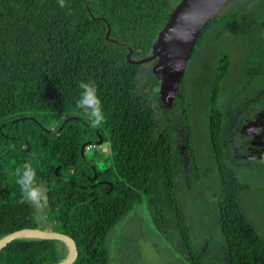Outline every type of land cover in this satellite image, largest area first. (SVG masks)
<instances>
[{"label": "trees", "instance_id": "obj_1", "mask_svg": "<svg viewBox=\"0 0 264 264\" xmlns=\"http://www.w3.org/2000/svg\"><path fill=\"white\" fill-rule=\"evenodd\" d=\"M235 1L199 35L193 65L188 63L162 120L140 81L146 61L133 63L127 54L132 49L134 59L151 55L176 7L171 0H65L64 8L57 0H0V239L26 227L43 228L45 220L50 229L75 240L74 264H110L109 232L146 201L156 229L190 264H264V236L243 201L251 186L239 177L240 161L226 151L224 112L217 107L222 90L236 82L232 56L237 54L239 64L245 61L248 68L237 82L258 57L264 58V38L249 41L244 57L243 47L240 54L235 50L239 34L232 29L253 9L257 18L251 19L250 31H264V0ZM230 33L236 45L228 40L229 48H221ZM200 61L204 64L192 81ZM81 80L94 81L102 101L104 120L96 127L76 106ZM206 107L212 158L197 151L191 117ZM174 108L182 115H176L180 126ZM100 136L109 144L104 165L97 163L99 153L84 158L81 152L82 143ZM204 158L213 165L202 166ZM25 161L32 162L38 181L48 187L41 214L22 199L15 182V169ZM185 171L195 177L196 190L205 187L204 175L216 178V185L208 186L220 223V258L212 257L207 237L198 242L191 225L189 196L194 192ZM69 255L62 240L20 237L0 250V264H59Z\"/></svg>", "mask_w": 264, "mask_h": 264}, {"label": "rangeland", "instance_id": "obj_2", "mask_svg": "<svg viewBox=\"0 0 264 264\" xmlns=\"http://www.w3.org/2000/svg\"><path fill=\"white\" fill-rule=\"evenodd\" d=\"M180 1L181 0H171L172 4L175 6H177ZM234 2L236 1L229 0L224 7ZM224 7H222V10ZM246 15V18L243 17L245 21H236L232 26V29L239 34V37H237V40L239 39V46H236L235 50L240 54L243 47L244 57H248L249 55V51L245 49L249 41H255V43H257V41L264 38V31H261L260 28L250 31V21L257 18V16L254 17L253 15V9H250ZM235 39L236 37L234 38L231 33L230 35L226 34L221 40L220 47L228 49L229 41H231V44L236 45L234 42L236 41ZM246 40L247 42H245ZM241 41L242 44H240ZM259 48L256 49V55L259 53ZM254 50L255 48L252 50L253 53ZM209 52L210 50H207L206 54L208 55ZM232 52L236 53L234 50H232ZM235 55L236 58L232 56L231 69L235 72L233 76L236 77V80H234L236 82L232 83L233 86L231 88H227V85V89L222 90L217 107L224 112L223 120L225 126L223 138L226 151L229 157L240 161L238 165L239 177L242 181L251 186V188L245 192L243 201L246 204V209L250 218L264 236V146H260L261 143L252 145L251 138L248 137L256 133L259 129L258 127L263 125L260 121L258 123L259 119L257 117L252 120L250 119L255 117L254 115L257 112L264 115V111H255L264 109V88L261 89L263 94L260 92V84L264 82V75L254 77L255 72L264 71V58L258 57L257 62H253L252 68L247 72L250 76L246 77L242 82H237L239 76L243 75L248 68L245 61H242L243 64H239L240 61L238 60L237 54ZM157 61L156 58L149 59L142 65L140 81L148 94L153 109L157 112L158 116L164 120L171 109L167 105L165 106L164 100L162 99L161 89L163 82L160 74L154 69L157 65ZM197 64L198 66H195L193 70L194 74L190 77L192 81H195L197 70L203 66L204 62L200 61ZM192 65L193 63L190 60L188 67L190 68ZM255 87L258 97L248 102V110L237 111V108L241 107L242 103L240 100L236 99L237 92L233 93V91L238 89L239 94L242 95L245 100L251 98ZM230 102L232 104H230ZM205 105L206 103H201L202 107H205ZM253 106H257L258 108H253ZM171 113L173 114V112ZM174 115L175 117L176 115L180 116L177 109L174 110ZM208 116V108L206 107L202 111H192L191 117L194 134L198 141L197 151L203 153L202 156L210 154L212 158L207 132ZM244 117L246 119L245 121ZM176 119L180 126L181 120L177 117ZM246 121H250L251 123L245 124ZM240 126L241 128L239 131ZM233 127L236 129L233 130ZM245 135H247V138H241V136ZM259 137L261 138V135H259L258 138ZM96 148L97 149L91 152L90 155L99 153L97 163L104 165V158L109 154V144L104 143ZM259 151H262V153L259 154ZM208 161L210 162L209 165L212 166V160L209 159ZM208 161L207 158H204L202 166H205ZM184 175L189 176L193 192L196 193L198 191L195 195L190 192L189 196V199L193 198L189 210L191 212L190 222L194 228H197L196 232L200 235V237H198V242H205L207 237L210 240L212 257L220 258L222 247L220 223L215 214L213 191L210 190L208 186H215L216 178L212 179V175L210 174L204 175V178H201V180H203L205 187L196 190L199 184L195 183V177L191 174V171H185ZM183 183H185L186 189L187 181L184 179ZM186 198H188V195ZM107 243L110 252V264H190L185 259L184 255L173 250L165 237L156 229L152 220L150 208L146 201L135 205L134 208L117 223L109 232Z\"/></svg>", "mask_w": 264, "mask_h": 264}, {"label": "water", "instance_id": "obj_3", "mask_svg": "<svg viewBox=\"0 0 264 264\" xmlns=\"http://www.w3.org/2000/svg\"><path fill=\"white\" fill-rule=\"evenodd\" d=\"M228 1L229 0H181L173 10L167 24L159 32L151 55L140 59H134L132 58L133 50L130 49L128 52L127 58L133 63H140L158 57L157 65L154 69L160 74L163 82L161 93L165 106L171 107L178 93L183 75L199 35L206 27L207 23L219 13ZM110 31L111 28L109 27L107 38H110ZM63 125L57 130H50V132L60 131ZM2 126L3 125L0 126V129H2ZM91 142L92 141H87L81 146L83 154L85 146ZM95 143L101 145L103 143L102 136H100ZM29 149L30 146L27 147V150ZM60 167L61 165L56 167V173H58ZM94 178H97V176L94 175ZM107 183L111 184L108 181ZM42 187L44 188L43 192L46 195L47 201L49 196L48 187L46 185H42ZM112 188L113 186L111 185L110 190ZM20 237H40L64 241L70 249V255L59 264H74L78 257V247L71 236L38 227H26L4 236L0 239V250Z\"/></svg>", "mask_w": 264, "mask_h": 264}, {"label": "clouds", "instance_id": "obj_4", "mask_svg": "<svg viewBox=\"0 0 264 264\" xmlns=\"http://www.w3.org/2000/svg\"><path fill=\"white\" fill-rule=\"evenodd\" d=\"M57 2L61 8L66 7L65 0H57ZM77 87L80 89L79 97L76 100L77 108L88 115L89 121L93 127L100 125L104 120V113H103L102 101L97 95V86L95 82L81 80L78 81ZM98 139L99 138L89 139L85 141V142L87 141H92V142L85 146L84 156H86V154H90L91 152L95 151L97 149L96 147L100 146L95 143V141H97ZM84 143H82V145ZM103 144L104 143H102L101 145ZM14 176L16 178L15 182L20 187L22 199L26 203L41 207L46 201V195L44 194L43 192L44 188L42 187V185L45 184L41 185V182L38 181L37 173L32 165V162L25 161L22 165L18 166L15 169ZM49 231H55V230L51 229Z\"/></svg>", "mask_w": 264, "mask_h": 264}, {"label": "flooded vegetation", "instance_id": "obj_5", "mask_svg": "<svg viewBox=\"0 0 264 264\" xmlns=\"http://www.w3.org/2000/svg\"><path fill=\"white\" fill-rule=\"evenodd\" d=\"M155 59V58H154ZM156 59L158 60V57H156ZM260 73L262 72V74H264V71H259ZM248 76H250V74H246V77H248ZM251 78V77H250ZM264 87H260V92H261V89H263ZM233 91V90H232ZM234 92H237V94H236V99L237 100H240V102L242 103V106L241 107H239V108H237V111H246V110H248V102H250V100H252L253 98H257L258 96L256 95V87H255V90H254V92H252L253 93V95L251 96V98L250 99H245L244 100V97L242 96V95H240L239 94V90L237 89L236 91H233V93ZM261 94H263L262 92H261ZM247 96V95H246ZM246 96H245V98H246ZM230 104H232L231 102H230ZM232 108H234V107H232ZM253 108H258L257 106H253ZM174 110H175V108H174ZM174 110H172V111H174ZM255 111H264V109H260V110H255ZM168 115V114H167ZM179 115H180V117L182 116L181 115V113L179 112ZM255 117H252L250 120H252V119H255L256 117L259 119L258 120V123H259V121H260V123H263V125H261V126H259L258 128V131L256 132V133H254V134H252V135H249L248 137H250L251 138V141H252V145H255V144H258V143H261V145L260 146H264L263 144H264V115H262L260 112H257V113H255V115H254ZM246 119H245V117H244V121H245ZM247 122L248 121H246L245 122V124H247ZM243 125V124H242ZM241 125V126H242ZM241 126L239 127V131H240V128H241ZM236 128L235 127H233V130H235ZM242 134V133H241ZM259 135H261V138L259 137L258 138V136ZM245 138H247V135H245L244 136ZM81 152H82V150H81ZM264 152V151H263ZM259 154H261L262 153V151H259L258 152ZM82 155L84 156V154L82 153ZM87 155V154H86ZM84 158H85V156H84ZM244 160H247V159H244ZM88 178H91V176H89V174H88ZM93 179H95V181L96 182H102V181H100V180H98L97 178H94V176L92 177ZM42 185V184H41ZM48 199H49V196H48ZM48 202V200L47 201H45L44 202V204L45 203H47ZM44 204L41 206V207H35L36 209V212L38 213V214H41V211L44 209ZM53 227V225L52 224H50V223H48V222H44V227L42 228V229H48V230H51L50 228H52ZM40 228V227H39Z\"/></svg>", "mask_w": 264, "mask_h": 264}]
</instances>
